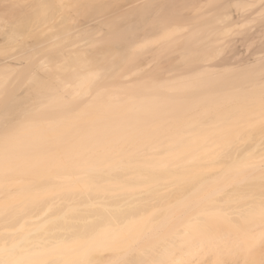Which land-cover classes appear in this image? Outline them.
<instances>
[{"label":"rangeland","instance_id":"1","mask_svg":"<svg viewBox=\"0 0 264 264\" xmlns=\"http://www.w3.org/2000/svg\"><path fill=\"white\" fill-rule=\"evenodd\" d=\"M43 1L54 4L55 13L50 14L56 17L53 22L57 21L58 27L59 21L68 17L66 15L76 14L77 7L84 8L85 4L84 0ZM103 2L105 12L87 11L88 17L82 16L83 22L69 34L58 32L56 41L45 34L44 38L34 41L32 65L26 62L23 49L12 48V53L11 48L6 49L12 56L4 52L7 58L23 59L27 66L6 70L7 73L3 72L6 78L0 77V219L21 208H26V212L36 209V213L37 208L64 191L88 189L92 178L136 173L138 179L111 183L105 186V191L147 196L156 185L166 186L169 192L164 193L173 200L169 224H189L195 216L203 218L202 221L211 216L219 218V221L213 220L219 224L221 216L235 224H264V170L258 169L264 164V152L251 151L232 162L226 159L237 149H250L255 139L264 135V111L259 110L264 106V88L252 89L240 105L241 101L230 98L233 96L231 88L221 90L216 83L219 77L231 71L215 75L192 72L200 65H218L225 55H232L233 42L250 34L249 30L263 16L230 30L225 29L231 21L228 14L235 9L246 11L250 6H232L228 4L230 0H154L153 10L143 18L155 19L145 24L152 26V21L158 18L164 25L158 21L157 26L165 27L145 28L148 25H144V19H140L143 21L140 24L135 15L134 19L139 22L137 28H128L132 18L129 19L131 24L123 23L118 30H129L130 36L122 32L123 36H113L110 25H102L101 32L93 27L100 20L111 22L136 5L144 9V5L140 6L146 0ZM18 5L29 7L28 13L33 15L42 9L41 4L38 7V0H0V11H16L20 9ZM24 12L26 9L21 13ZM109 29L113 31L112 36ZM133 33L136 35L132 36ZM0 38L3 40V36ZM125 40L127 43L123 46L120 42ZM116 41L120 44L114 45ZM107 42L109 49L115 46L111 48L114 53L110 49L113 54L110 50L104 51V56L100 53L107 50L104 45ZM100 45L105 48L96 51ZM83 50L99 52L100 56L96 58L90 53L96 59L93 60L90 56L87 58L86 53L84 56L90 65L87 62L84 66L80 63L83 54L79 53L81 57L77 58V53ZM0 52V57L4 58L6 54H2L3 50ZM65 54L71 59L73 54V59L81 60V66L72 60L49 65L44 70L42 58H61ZM99 60L102 64L92 62ZM51 72L64 76L62 82L60 78L58 81L53 78L52 82L49 78L55 75ZM36 76L46 82L40 84ZM211 81H215V85ZM203 82L205 84L201 85ZM213 85L215 95L191 97ZM217 175L220 178L208 185ZM58 177L68 179L56 183ZM255 192L260 195L252 196ZM182 194H187L185 200L179 199ZM218 207L222 211H218ZM152 219L153 216L145 218L140 224H150ZM1 228L0 241L11 234L10 228ZM258 249L262 251L264 247ZM7 254L5 250L0 251V260ZM54 260L59 264H100L99 259L86 251H66L62 255L43 253L15 264H47Z\"/></svg>","mask_w":264,"mask_h":264},{"label":"bare ground","instance_id":"2","mask_svg":"<svg viewBox=\"0 0 264 264\" xmlns=\"http://www.w3.org/2000/svg\"><path fill=\"white\" fill-rule=\"evenodd\" d=\"M7 1L8 0H6V2ZM80 1L82 2V0ZM84 1L85 4L83 2L84 5H82L84 8L77 7L76 14L71 13L66 15L68 16L67 18H63V21H59L61 24L59 27L57 21H54L57 25L53 22V20L57 19L54 14L50 13H55V8H53L54 4L49 1L38 0V7L42 5V9L36 10L38 14L35 12V16L28 13L29 7L23 8L20 7L21 5L18 6L20 9L22 8V11L23 9L24 11L26 9V13H24H28L27 15L29 17H26L25 14L21 13L22 11L20 9H18L19 12H17L18 10L12 11L10 8L9 10L11 13L9 11L7 13L8 9H5L4 12L0 11V36H3V40H0V51L3 50L2 54H6L4 58H2L3 56L0 57L2 59V61L0 59V73H5L6 70L9 72V70L13 71L16 68L27 66L25 64L29 61L30 63H34L35 49H33V43L36 40L44 38L43 35L49 34V38L56 41L59 39L56 36L58 32L69 34L75 29V27L82 23V16L86 18L88 17L87 11L92 10V13H103L106 11V3L102 5L103 0ZM152 1L154 0H146V3L140 6L141 8L144 5V9L142 10L138 9L139 6L137 5L136 7L138 8L131 7V9H127L126 13L124 12L123 14L116 16V18L111 19V22H108V19L105 21L100 20L93 28L97 30V32H101L103 29L102 25L107 24L110 25V29L112 28L114 31H110L109 29L110 32L108 33L110 36L114 33L115 35L113 36H116L117 34L119 35L120 32L130 36L129 30L127 32L121 30L118 32V30L122 28L123 23L125 25L132 23V25H127L130 30L137 28L139 22L140 24L143 22L140 21V19L143 18L144 15L147 17V15H149L148 12H150L151 9L153 10V5H151ZM93 2L97 5L93 4ZM17 3L19 4V2ZM164 4H166V2ZM171 4L172 3H170V5ZM228 4L236 7L248 5L250 8L246 11L235 9L229 14L227 12V17L231 18V21L225 29L231 30L239 28L245 23H251L258 20L262 16L263 19H261V21L259 20V23L255 26L253 25L249 30L250 32H248L250 34L246 37L236 39L235 41L233 40L232 55L228 54V57L225 55L226 57L223 62L219 61L220 64L218 65H200L193 68L192 72L211 73L215 75L221 74L225 71H231V74L219 77L216 83L222 87L221 90L226 91L231 88L230 90L232 91L233 96L230 98L241 101L240 105H243L245 100H247V97L250 96L249 93L252 89L259 90L264 88V0H230ZM108 6L109 5L107 4V8H109ZM167 9L169 11V8ZM12 12L14 14L13 17ZM15 12L18 14H15ZM169 12L168 14L170 16ZM135 15H137L138 18ZM52 16H54L55 19L52 18ZM91 16L92 15H90V17ZM161 16H163V13ZM134 17H136L137 21L139 19V22H137ZM132 18L133 22L131 21L130 23ZM153 18L154 17H151L149 20H153ZM127 19L128 21H126ZM157 19L152 21V26H149V23H147V26L145 21H150L144 19L143 23L147 26L145 28L149 27L152 29L153 26L154 28L158 27V21L161 20ZM168 19L169 18H167V20ZM122 20L125 21L123 22ZM161 22H163L162 24L164 25V21ZM13 23H17L18 25L15 24L14 26ZM11 24H13V26ZM160 24L161 23H159V25ZM162 26L160 25L159 27ZM139 27L141 28V26ZM6 28H10V30L8 31ZM125 29H127L126 26ZM145 33L147 34V32ZM107 34L106 40L109 37V34L108 36ZM133 34L134 35L132 36L136 35L135 33ZM123 35L120 34L119 36ZM126 39H129V37ZM106 40L104 42H106ZM125 41L126 42L121 41L120 43L125 46L123 43H127V40ZM108 42L104 43L107 50H103V48H105L104 45L103 47L100 45L102 48L99 46L101 49L98 47L96 51L99 50L101 52L103 50L100 54L106 56V54H103L104 51H109L114 45L119 43V41H116L109 49V47H107ZM229 43H231V41ZM230 46H227V48ZM16 47L17 49H21L20 51L23 49V56L27 60L26 62L18 56L9 57L10 55H13L11 54V50H14L12 48ZM8 48L11 49L9 50ZM5 50L9 52V58H7V52L4 53ZM85 51L78 52L77 58H80L83 54L82 57L84 59L87 50ZM112 51L114 53V49ZM13 53L15 54V52ZM79 53H81L80 56ZM88 53L86 54L87 58L90 56L93 59V57L97 58V55L98 58L100 56L99 52L98 54L96 52V54L94 52ZM90 53L94 56L92 57ZM117 55L118 53L116 56ZM86 57L85 61L81 58L83 62L79 60L81 61V64L84 63V66L89 62ZM73 58V54L72 59L71 56L66 54L64 56L62 55L61 58L57 56L44 57L42 58L44 70H46L49 65L59 62L64 64V62H70L77 59ZM92 59L88 60L91 61ZM100 60L92 62H97L96 64H99L100 62V64H102ZM112 60L113 59H111V61ZM79 61L77 60L76 62L80 65ZM92 62L91 64H93ZM78 64L77 66L80 67L81 65L79 66ZM66 65L68 66L70 64L68 63ZM75 65L76 64H74V66ZM2 73L0 74L1 78L5 77L4 73ZM55 76H51L49 79H52L51 81L54 82L53 78L57 79V81L58 78H60V82H62L61 78H64V76ZM68 76H70V74ZM37 77L40 78L39 83L46 82L45 79L42 82L40 76H36V78ZM75 77H79V75ZM52 82H50V84ZM210 83L215 85V81H211ZM63 84H65V82ZM204 84L205 83L203 82L201 85ZM214 85L212 88H206L204 91L198 92L191 97L208 98L215 95ZM32 87L34 86L32 85ZM31 89L32 88H30V90ZM259 110L264 111V106ZM251 151L264 152V135L256 138L254 144L250 146V149H237L235 152L227 155L226 159H229L232 162L244 157ZM263 167L264 164H261L258 169L260 168V170L263 171ZM260 174H262L261 171ZM58 178L60 179L56 183H61L68 179L65 177ZM219 178V175L213 177V180L208 185L213 184ZM136 179H138L136 173H125L113 177L104 176L92 178L90 179L92 186L88 189L78 192L64 191L60 196L43 204L41 208H37L38 211L36 213V209L26 212V208H21L20 210L14 211L0 219V227L3 229L10 228L9 231L11 232L7 238L0 241V251L5 250L8 253L2 260H0V264H15L19 260L27 261L30 258H36L43 253L62 255L66 251H86V253H89L94 259H99L100 264H264V250L260 251L258 249H262L264 246L262 247L259 245L261 246L259 247L257 244H264V224H235L234 221L230 222L232 221L230 219L229 223L228 218H225L224 216L225 219L221 216V224L213 221L215 219L219 221V218H213L212 216V219L207 217L208 220L206 219L205 221H202L203 218L200 219L198 216H195L194 219L190 220L189 224H169L173 216L170 209V204L173 200H169V195L165 194L167 193L166 191H168L166 186L161 184L156 185L154 190L147 196H141L139 193L135 192L105 191V186L111 183L128 182ZM30 189H34V187H31ZM258 195L260 194L257 192L252 193V196ZM259 197L261 198L263 195ZM186 198L187 194H182L179 197L181 200H185ZM0 199L2 198L0 197ZM260 200L261 199H259V201ZM158 201H161V204H157ZM217 209L218 211H222L220 207ZM161 212L164 213H162L161 216L156 217L158 214H161ZM152 216L153 219L150 221V224H140L142 220L149 217L151 218ZM223 220H226L225 222L227 224L224 223ZM9 224L15 225L12 226ZM81 247L83 250H78V248ZM47 264H59V262L58 260H54Z\"/></svg>","mask_w":264,"mask_h":264}]
</instances>
